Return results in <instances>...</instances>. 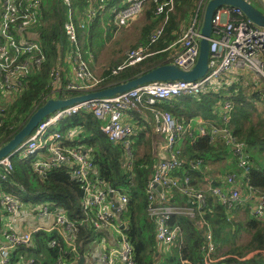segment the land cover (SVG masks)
I'll return each mask as SVG.
<instances>
[{"label":"built area","instance_id":"obj_1","mask_svg":"<svg viewBox=\"0 0 264 264\" xmlns=\"http://www.w3.org/2000/svg\"><path fill=\"white\" fill-rule=\"evenodd\" d=\"M59 1L65 13L61 27L69 45L65 46L62 42L59 45L61 63L53 71L52 90L47 100L68 98V91L83 93L97 88L102 81L90 67L89 61L93 55L90 54V60L84 58L79 29L90 28L104 5L96 9L93 0H89V5L81 12L75 9L73 0ZM257 1L264 11V0ZM150 3L156 5L157 15L164 14L166 7L168 11H173L176 6V0H128L125 6L113 12L111 23L119 29L126 26ZM42 6L43 0H0V116L5 110L2 101H10L18 96L25 87L26 78L46 58L38 29L43 18ZM104 13L105 10L101 17L105 16ZM202 17L196 16L177 43L170 46L173 48L180 44V50L169 63L184 69L196 64L200 51ZM167 20L168 13L163 24L148 35V41L132 48L126 59L112 69V73L117 74L119 70L158 53L153 50V45L163 36ZM212 27L209 70L201 78L194 81H153L112 97L80 101L61 108L45 117L11 156L0 160L2 179L13 172L11 157L16 154L30 158L33 169L41 175L64 164L69 178L79 182L83 189V216L79 221L71 219L61 207L49 201L34 204L22 201L11 192H3L0 264H34L33 257L15 263L12 254L19 247L31 245L34 236L43 231H56L66 240L77 256L70 264H78L82 256L85 257L84 264H135V248L126 232L128 223L121 218L130 202V195L125 188L112 186L104 180L97 173L91 151L75 144L80 129L66 128L62 124L65 118L80 111L92 113L101 121V131L108 139L122 145L124 166L128 170H132L135 158L132 138L135 128L130 122H124L123 118L130 112L140 111L142 104L153 112L154 131L163 137L156 141L155 169L147 182L148 214L156 224V237L164 251H168L182 237L181 225H170L169 220L172 215H185L205 230V264H212L215 242L208 223L203 219L210 198L228 208L245 207L250 201H255V215L264 216V193L258 195L259 190L248 183L245 184L246 189L240 185V179L244 183L251 168L246 144L233 134L230 127L232 102L229 99L220 101L214 108L216 118L202 122L197 133H194L190 123L177 119L170 111L156 107L159 102L179 96L195 98L206 94L232 69L251 71L264 80V27L254 23L240 8L232 6H223L215 12ZM66 65L69 72L66 71ZM199 135L209 136L214 142L223 137L237 161L241 175L227 173L223 185H215L210 177L205 176L201 186L191 183L189 172L183 176L176 175L175 172L184 166L178 142ZM204 163L203 159H198L190 162L189 166L191 169L201 168ZM158 186H161V191L157 189ZM175 191L189 198L191 204H176ZM22 212H29L36 222L52 218L53 223L47 228L35 224L19 231L15 223ZM79 225L91 228V237L84 251L76 246ZM57 241L54 238L50 246H56ZM261 254L264 256V250ZM57 264L64 262L59 260ZM180 264L194 263L182 259Z\"/></svg>","mask_w":264,"mask_h":264},{"label":"trees","instance_id":"obj_2","mask_svg":"<svg viewBox=\"0 0 264 264\" xmlns=\"http://www.w3.org/2000/svg\"><path fill=\"white\" fill-rule=\"evenodd\" d=\"M128 0H93V6L99 9L104 8L97 14L96 19L90 28L79 29L80 41L90 39L93 48L100 45V39L104 44L105 37L103 30L111 26L113 12L127 4ZM201 0H176V10L168 11L164 14H155L156 5H147V15L149 22L143 28V42L148 41V35L154 29L163 24L165 15L168 13V20L164 24V34L160 40L153 45V50L158 53L149 56L145 60L131 66H127L117 74L112 73L114 66H108L103 71L102 81L97 88H103L132 79L149 69L169 63L163 60L162 54L170 52L171 45L178 41L186 27L181 28V23L188 24V14L194 5H198ZM89 5V0H73V6L77 11L83 12ZM146 7V8H147ZM43 18L38 27L40 31L41 43L46 58L25 81L23 91L10 101L3 100L5 110L0 116V147L8 142L27 122L30 115L42 106L52 90L53 71L61 63L59 45L61 42L68 46L69 43L64 38L62 30V20L65 17L64 8L59 0H43ZM105 10V16L101 13ZM111 14V17H110ZM188 17V18H187ZM107 35V34H106ZM114 67V68H113ZM69 70L66 65V71ZM236 89L237 92H236ZM230 96L226 91H216L210 89L209 92L199 97L179 96L171 101L157 103L156 107L170 111L177 119L189 120L195 115H201L204 119H215L217 114L215 106L223 100H234L231 112L230 127L233 134L243 141L247 146L250 160V172L244 185L249 184L253 188L264 193V167L259 158V151L264 147V134L255 132L256 126L246 127V120L249 118L248 111L244 108L238 97L242 96L238 83L228 87ZM80 91H68L66 96H73ZM241 93V94H240ZM233 104V102H232ZM66 128L80 129L77 142L91 151V156L95 162L97 173L110 185L123 187L130 195V202L126 210L122 213V220L128 223L126 232L135 248V264H180L182 259H187L194 264H205L206 239L203 229L196 222L185 215H172L169 220L170 225L180 224L182 227V237L168 250L160 248V243L156 237V224L148 214L149 198L147 194V182L151 178L155 169V157L152 153H146L134 158L132 170L124 166V150L121 144L114 143L101 131L100 121L88 111H80L62 121ZM137 125L140 132H146L150 128L142 120H138ZM146 127V128H145ZM135 128V127H134ZM145 128V129H144ZM136 131V130H135ZM135 136V135H134ZM133 136V137H134ZM132 137V138H133ZM138 142V141H137ZM137 142L133 148L137 155ZM259 147V148H258ZM254 149V151H252ZM258 150V151H257ZM257 151V152H256ZM183 168L175 172L178 176L190 173L191 183L194 186H201L203 182V171L210 161H217L218 157H227L233 160L236 170L239 168L234 155L230 151L226 142L222 139L219 142L210 140L209 136L186 137L181 149ZM255 155L256 157H254ZM203 159L201 168L191 169L190 162ZM13 172L2 179L0 173V226H1V194L11 192L20 196L22 201H31L34 204L49 201L52 205L61 207L64 212L73 220L79 221L83 216L81 202L83 200V189L79 182L69 178L67 167L63 164L49 169L45 174H39L33 169L32 160L29 158L13 155L11 157ZM26 192L34 196L35 199L24 197L21 194ZM174 200L178 205H190L189 198L182 196L178 191L174 192ZM247 204L246 206H248ZM234 208H228L220 201L210 198L209 205L205 208L203 219L208 223L215 242V252L212 255V264H264V256L257 252L252 258L240 259L250 252L264 250V216L258 217L254 210L252 216L246 222H234L230 220ZM251 208L249 207V212ZM250 231L251 239L245 246H236L237 239L241 231ZM90 231V232H89ZM91 237L89 226L79 225L76 246L84 251ZM57 238L56 246H50L51 241ZM228 246L226 251L223 248ZM68 253V254H67ZM70 254V255H69ZM158 254V255H157ZM13 261L20 262L22 259L33 257L34 264H57L59 260L64 264H70L76 259V254L71 251L68 243L56 231H43L34 236L31 245L17 248L13 252ZM223 256L221 260L218 257ZM163 261L164 263H161Z\"/></svg>","mask_w":264,"mask_h":264},{"label":"water","instance_id":"obj_3","mask_svg":"<svg viewBox=\"0 0 264 264\" xmlns=\"http://www.w3.org/2000/svg\"><path fill=\"white\" fill-rule=\"evenodd\" d=\"M223 6L240 8L254 23L264 27V11L250 0H208L205 4L202 17L203 23L201 29L199 57L196 64L192 68L184 69L174 63H164L155 66L132 79L118 84L103 88H94L68 98L58 97L48 99L42 106L30 115L24 126L8 142L0 147V160L7 156H11L15 149L33 132L35 127L45 117L61 108L70 106L80 101H87L102 97H112L134 87L153 81H194L204 76L209 70L210 39L213 33L212 19L215 12ZM157 189L161 191V186H158ZM84 263L85 257L82 256L80 257L78 264Z\"/></svg>","mask_w":264,"mask_h":264},{"label":"rangeland","instance_id":"obj_4","mask_svg":"<svg viewBox=\"0 0 264 264\" xmlns=\"http://www.w3.org/2000/svg\"><path fill=\"white\" fill-rule=\"evenodd\" d=\"M251 1L254 2L258 7L263 9L261 4L257 0H251ZM205 3L206 2L200 1L197 6L194 5L192 11L188 14L189 17V18L187 17L188 22L192 21L196 16L197 18H201L203 16ZM149 7H147L143 12H141L137 18H135L129 24H127L126 26L120 29L117 28L115 24H112V36L105 37L104 44L102 42V39H100V45L96 49L93 48V44L90 42V39H82V42L80 41V46L82 48L84 58L86 60H90L91 59L90 54L93 55V58L91 59L93 69L92 68L91 69L93 70L95 76L101 78L100 72L104 71L106 67L108 66L111 67L119 63H122V61L125 60L127 53L137 45V44L135 45L134 43L138 41L140 37L143 36V28L148 23H150L147 15V10ZM175 10H176V6L174 11ZM117 38L122 39L119 45H116V42L118 40ZM122 51H123V56L120 58L121 60L118 61V63H116L115 58H118L119 56L118 54ZM167 54L168 53L162 54L159 57H162L164 55L162 57L164 60ZM235 83H238L240 88L242 89L241 90L242 94L240 93L242 96L238 95V97L244 108L249 113V118L246 120L245 126L247 128L248 127L250 128L251 125H253L254 127L256 126L255 132L257 134H264V80L259 78L255 73L251 71L241 70L238 68L235 69V71L229 72L223 77V79L216 82L214 90L216 91L224 90L226 91L227 96H230V94H228L229 90L227 89L230 85ZM237 90L238 89H236V92ZM257 94L260 95L259 98L260 101L257 100V96H256ZM232 102L234 105V100ZM147 148H148L147 146L141 147L139 151L137 150V155L135 156L139 157L144 155V151ZM252 151H254V149H252ZM259 152H260L259 158L262 160L261 165H263L264 167V147L262 151ZM253 156L256 157L255 155ZM223 159L227 160V158L225 157ZM223 163L225 162L221 160L220 163L216 165V167L222 168L221 165ZM234 169L236 170L235 167ZM235 173L239 174L240 171H236ZM21 195L24 197H30L32 199H35L34 196H31V194H28L26 192H23ZM17 197L20 199V196ZM250 202H254V201H250ZM245 240H247V236L244 237V241ZM161 263L164 262L161 261Z\"/></svg>","mask_w":264,"mask_h":264},{"label":"crops","instance_id":"obj_5","mask_svg":"<svg viewBox=\"0 0 264 264\" xmlns=\"http://www.w3.org/2000/svg\"><path fill=\"white\" fill-rule=\"evenodd\" d=\"M110 17H111V14H110ZM185 25L188 26L189 22H188V24L185 23V22H182L181 23V28L184 29L186 27ZM103 35H104V37H111L112 36V27L109 26V27H107L106 31L103 30ZM117 39L118 40L116 42V45H119L120 41L122 39H119V38H117ZM104 42H105V40H104ZM141 43H143V36L140 37L138 39V41H136L134 44L138 45V44H141ZM175 43H177V41ZM179 50H180V44H178L177 46H174L173 48H171L170 52H168V54H167L166 59L164 58L165 62L166 61L171 62L172 57ZM118 55H119L118 58H115V62L116 63H118V61L121 60L120 58L123 56V51L120 52ZM126 57H127V55H126ZM119 64H121V63H119ZM90 66L92 68L91 60H90ZM114 67H116V65H114ZM69 70H68V72H69ZM231 71H235V69H232ZM102 73H103V71L100 72V75H102ZM100 79H102V77ZM256 96H257V100L260 101V99H259L260 95L257 94ZM166 101H171V100H166ZM159 103H161V102H159ZM139 119L142 120L145 123V125H147L150 129L146 130V132H140V127L137 125V122H138ZM206 120L207 119H204L201 115H195L192 118H190L189 120H185L184 119L183 121L185 123H190L194 133H197L199 126L202 124V122H205ZM123 121L124 122H130L135 127L136 131H135V136L133 137V143L135 145L136 142L138 141L136 149L139 151L141 147L147 146L148 148L144 151V154L152 153V155L155 156L154 150H155V146H156V141H159L163 136L157 134L154 131V115H153V112L150 110V108H148V107H146L145 105L142 104L140 111L130 112L129 115H127V116H125L123 118ZM100 125H101V121H100ZM185 139L186 138H184V139H182V140H180L178 142L180 149L183 148V143H184ZM222 139L224 140L223 137H219L216 140V142H219ZM225 158H227V157H225ZM221 160H223V162H225V163H223L221 165L222 168H217L216 165L219 164ZM231 163L234 164V161L233 160H225V159L221 158V156H220V157H218L217 161H215V162L214 161H210L208 163L207 167L203 171L204 176L210 177L215 185H223L224 182H225L226 174L229 173L230 170L232 171V169L234 168L233 167L234 165H232ZM237 171H240L239 174L236 173L238 176H240L241 175V170L238 168ZM201 184H202V182H201ZM240 185L244 189H246L243 181L241 182V179H240ZM24 202H28V201L24 200ZM248 204H249L248 206L234 209L232 211V213H231L230 220H232L234 222H239V223L246 222L249 219V217L252 216V211L255 208V201L254 202H249ZM249 207L251 208L250 212H249ZM10 218L11 217H9V219ZM52 223H53V219L52 218H44V219H41L38 222H36L31 217V214L29 212H22L21 216H19L17 218L15 225H16L17 230L22 231V230H24L25 227H32L35 224H42V225L45 226V228H47V227H50L52 225ZM249 233H250V231H248L246 229L244 231H241L240 236L238 237L237 243L235 245L236 246H245L249 242V240L251 239V235ZM245 236H247V240L244 241V237ZM228 248H229L228 246L224 247L223 251H226ZM261 251L262 250L252 251L247 256L242 257L240 259L252 258L257 252H261ZM262 257H263V255H262ZM222 258H223V256H220V257H218V260H221ZM220 264H226V263L222 262Z\"/></svg>","mask_w":264,"mask_h":264}]
</instances>
